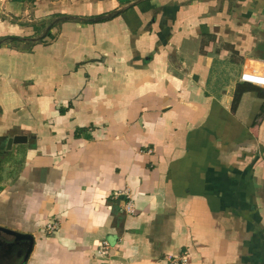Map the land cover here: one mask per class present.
<instances>
[{
    "label": "crops",
    "instance_id": "crops-1",
    "mask_svg": "<svg viewBox=\"0 0 264 264\" xmlns=\"http://www.w3.org/2000/svg\"><path fill=\"white\" fill-rule=\"evenodd\" d=\"M251 70L264 0H0V227L26 264H264Z\"/></svg>",
    "mask_w": 264,
    "mask_h": 264
},
{
    "label": "built area",
    "instance_id": "built-area-1",
    "mask_svg": "<svg viewBox=\"0 0 264 264\" xmlns=\"http://www.w3.org/2000/svg\"><path fill=\"white\" fill-rule=\"evenodd\" d=\"M241 81L244 83L251 84V85L264 87V73L257 71V70L246 71L241 75ZM126 209L128 211L132 210V202L131 201L127 204ZM57 228H58L57 222H52L51 224L47 225V230L49 232H53ZM108 249H109V245L105 244L103 249L98 251L99 255L102 257H106L108 255ZM170 261L172 264H186L187 263V259L185 257H183V258H171Z\"/></svg>",
    "mask_w": 264,
    "mask_h": 264
},
{
    "label": "water",
    "instance_id": "water-1",
    "mask_svg": "<svg viewBox=\"0 0 264 264\" xmlns=\"http://www.w3.org/2000/svg\"><path fill=\"white\" fill-rule=\"evenodd\" d=\"M104 19V17H100V18H97V20H102ZM54 24H50L46 30V32L40 37V38H37V39H34L35 41L36 40H41L42 38H44L47 33L50 31V29L53 27ZM27 141L26 137L24 136H18L12 140L9 141V145L11 146L13 143H22V142H25ZM0 231L3 232V233H6V234H9L11 236H14L16 238L17 241H25V246H26V251H25V258H24V261L22 264H26L28 259H29V256L30 254L32 253L33 251V248H34V244H35V239L34 237L31 235V234H23V233H20V232H15L13 230H9L7 228H3V227H0Z\"/></svg>",
    "mask_w": 264,
    "mask_h": 264
},
{
    "label": "flooded vegetation",
    "instance_id": "flooded-vegetation-1",
    "mask_svg": "<svg viewBox=\"0 0 264 264\" xmlns=\"http://www.w3.org/2000/svg\"><path fill=\"white\" fill-rule=\"evenodd\" d=\"M13 242V243H12ZM10 245L8 244H2V249L4 252V262L1 264H9V262H13L14 259H18V263L22 264L23 261L20 260V257L25 254H23V245L19 243V241L13 240ZM25 246V245H24ZM23 248V249H22ZM24 258V257H23Z\"/></svg>",
    "mask_w": 264,
    "mask_h": 264
},
{
    "label": "rangeland",
    "instance_id": "rangeland-1",
    "mask_svg": "<svg viewBox=\"0 0 264 264\" xmlns=\"http://www.w3.org/2000/svg\"><path fill=\"white\" fill-rule=\"evenodd\" d=\"M52 20H48V21H46V22H44V24H43V22H35L34 24L36 25V27H38V28H36L35 30H34V32L32 31V34H31V36H30V38H32V37H34V38H36V37H40V36H42L43 34H44V29L48 26V24L51 22ZM45 27V28H44Z\"/></svg>",
    "mask_w": 264,
    "mask_h": 264
},
{
    "label": "trees",
    "instance_id": "trees-1",
    "mask_svg": "<svg viewBox=\"0 0 264 264\" xmlns=\"http://www.w3.org/2000/svg\"><path fill=\"white\" fill-rule=\"evenodd\" d=\"M18 1H22V0H18ZM29 1H31V0H29Z\"/></svg>",
    "mask_w": 264,
    "mask_h": 264
}]
</instances>
